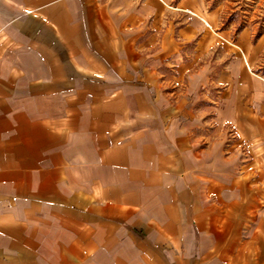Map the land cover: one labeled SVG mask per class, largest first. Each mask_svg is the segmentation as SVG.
<instances>
[{"label": "crops", "instance_id": "crops-1", "mask_svg": "<svg viewBox=\"0 0 264 264\" xmlns=\"http://www.w3.org/2000/svg\"><path fill=\"white\" fill-rule=\"evenodd\" d=\"M262 50L203 0H0V264H264Z\"/></svg>", "mask_w": 264, "mask_h": 264}, {"label": "rangeland", "instance_id": "rangeland-1", "mask_svg": "<svg viewBox=\"0 0 264 264\" xmlns=\"http://www.w3.org/2000/svg\"><path fill=\"white\" fill-rule=\"evenodd\" d=\"M208 9L221 13L224 28L235 33L249 28L254 39L263 40L259 68L264 73V0H203Z\"/></svg>", "mask_w": 264, "mask_h": 264}]
</instances>
